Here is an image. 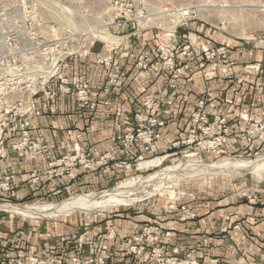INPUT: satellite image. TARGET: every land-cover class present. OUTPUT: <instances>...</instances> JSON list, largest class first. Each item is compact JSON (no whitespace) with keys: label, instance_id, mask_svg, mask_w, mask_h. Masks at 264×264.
<instances>
[{"label":"built area","instance_id":"1","mask_svg":"<svg viewBox=\"0 0 264 264\" xmlns=\"http://www.w3.org/2000/svg\"><path fill=\"white\" fill-rule=\"evenodd\" d=\"M110 10L113 15L112 26L135 30L132 34L122 36L123 41L132 36L142 38L144 34L150 33L153 48H142L139 51L135 68L146 75H152L159 65L171 76L166 82L171 90L170 98L160 101L150 94L144 96L142 103L133 112L131 128L121 138L120 150L102 153L96 157L80 152L78 143L75 142L73 153L48 161V145L35 140L31 133V119L36 112L35 99L42 97L50 103L58 93L73 94L79 108L88 107L97 95V90L89 84L86 71L77 73L75 85L67 77L66 71L72 58L87 56L90 48L84 51L79 41L52 40L37 34L34 26L30 29L25 27L24 29H29V32L15 35L13 38L15 50L9 54H0V195L11 199L18 197L16 190L18 175L5 172L1 164L8 158L7 146L21 158L28 157L33 161L46 160L47 168L43 173L35 169L30 174L31 180L38 185L43 174L47 175L48 181L65 175L68 182L73 183L86 174L101 176L110 172L112 167L129 168L145 158L154 157L158 153V143L162 138L161 130L165 126V122L160 118L163 104L172 105L173 99L177 96L178 85L171 78L183 76L188 72L191 69L192 57L209 63L214 68L234 66L240 59L241 52L238 48L234 50L233 47L224 44L207 47L197 34L188 30L190 24L202 21L220 32H225L224 29L228 25L243 27L247 18L253 16L257 29L264 32V0H200L199 3L188 7L167 9L164 15L175 26L172 29L169 26L166 28L149 26L160 14L138 16L131 2L112 0ZM202 16L207 21L202 20ZM208 21H218L219 25L209 24ZM237 39L254 44L258 49L254 52L260 58L258 64L264 60L263 34ZM9 42L10 40H0V45L8 47ZM97 42L101 43L102 47L96 53V62L110 70L105 90L122 87L127 80L118 57L122 42L108 46L102 41L93 40L91 46H95ZM259 68L260 65L256 64L244 66L249 74H254ZM207 107L217 109L214 104L204 99L194 104L190 115L192 127L188 139L173 142L174 150L167 156L177 155L181 145L190 146L191 149L195 142L220 154H226L228 149L234 148L242 140H260L264 143V103L250 122L249 119H245L249 122L247 126L231 120L223 112L211 117L206 110ZM69 133L72 140H80V135H75L71 131ZM243 197L247 198L250 204L256 203V196L244 194ZM182 214L183 220L196 217V214L186 206L182 207ZM163 235L161 226H147L141 234L128 240V254L141 255L151 246H155ZM166 235L169 236L170 233ZM107 252L108 248L104 247L101 252L91 251L85 254L80 244L74 252L58 254L51 251L42 255H32L28 260L9 259L1 264H107ZM151 255L156 258L157 264H197L191 260L184 262L176 256H165L159 247L153 248ZM248 264H264V258L259 263L249 259Z\"/></svg>","mask_w":264,"mask_h":264},{"label":"crops","instance_id":"2","mask_svg":"<svg viewBox=\"0 0 264 264\" xmlns=\"http://www.w3.org/2000/svg\"><path fill=\"white\" fill-rule=\"evenodd\" d=\"M189 31L197 34L207 47L224 44L240 49V59L234 66L214 68L192 57L191 69L183 76L171 78L178 85V91L172 105L163 104L160 113L165 126L158 143L159 153L169 152L173 142L187 137L191 127L190 115L194 104L200 99L217 108L207 107L211 117L223 112L242 126L247 125L245 119L254 118L264 103V60L258 64L260 58L248 46L232 41L207 25L194 22L190 24ZM101 47V43L91 46L87 56L72 58L66 71L73 85L77 82V73L86 71L89 84L97 90V95L88 107L79 108L73 94L58 93L50 103L42 97L35 99L36 112L31 119V133L35 140L48 145V161L73 153L75 142L80 152L96 157L120 150L121 137L131 127L133 112L144 96L150 94L160 101L170 98L171 90L166 82L171 76L159 65L152 75L135 68L139 51L153 48L149 33L142 38L132 36L122 42L118 57L127 80L120 88L105 90L110 70L96 62V53ZM246 64L260 65V68L254 74H249L244 69ZM70 131L80 135V140H72ZM246 149L264 150V143L260 140H242L233 151L238 153ZM7 152V160L1 164L5 172L18 175L16 190L18 196L23 198L56 190L58 193L61 190L80 189L85 185L100 187L123 172L112 167L110 172L101 176L86 174L73 183H69L65 175L48 181L47 175L43 174L38 185L31 180L30 174L35 169L43 173L47 168L46 160L21 158L9 146ZM249 188L247 182H232L227 178L209 180L194 187L188 201L191 209L197 213L196 220L179 221L180 210L177 206L156 217L172 231V238L163 241L168 251L177 249L180 255L194 258L200 264H212L213 261L220 264H246L248 258L260 261L264 257V208L251 205L241 198V193ZM259 212L263 217L255 221ZM136 222L131 221L132 226L114 232L108 238L110 242L116 240L120 246L110 248L111 253L120 250L121 242L151 220L142 218ZM51 251L67 253L60 247L52 248ZM110 260L111 264H115L114 261L118 264L119 258L114 259L113 254H110Z\"/></svg>","mask_w":264,"mask_h":264},{"label":"rangeland","instance_id":"3","mask_svg":"<svg viewBox=\"0 0 264 264\" xmlns=\"http://www.w3.org/2000/svg\"><path fill=\"white\" fill-rule=\"evenodd\" d=\"M111 2L112 0H0V40H10L8 47H1L0 45V54L12 53L15 50L13 38L18 36V34L29 32L32 26L36 28L35 32L37 34L44 35L43 37L45 38L48 37L52 40L61 39L64 42L68 40H73L72 42L79 41L84 51L90 48L93 40L105 41L98 39L99 35H106V37L111 38L109 39L110 43L107 41L104 43L116 45L123 41L124 37L122 36L132 34L135 30L129 28L120 29L112 26ZM122 2H131L135 6L138 16L141 14H160L158 15L159 18L153 19L149 26L155 28L161 26L165 28L169 26L170 28L172 26V29L175 26L164 15L165 10L176 7H188L199 3L200 0H122ZM201 19L207 21L204 16ZM247 19L243 27L237 28L236 26L228 25L224 29L225 32L215 30L232 41L242 42L251 50L257 51L258 49L255 48L254 44L237 39L253 35L257 37L262 34L264 37V32L256 27L255 17L249 16ZM196 22L213 28L202 21ZM208 23L215 26L219 25L218 21H208ZM25 27L29 29L25 30ZM181 32L183 33L184 31L181 30ZM96 33L97 35H95ZM98 44L97 42L96 45L98 46ZM233 49L236 50V48ZM249 122H247V125ZM188 137L189 132L185 139L176 141L187 140ZM199 138L204 137L199 136ZM189 147L181 145L177 155L172 156L167 155L173 152L174 149L167 153L158 152L154 157L145 158L141 162L132 164L129 168L120 169L123 172L119 173L114 180L100 187L95 188L85 185L84 188L80 189L61 190L58 193V190H56L41 196L32 195L25 198L18 196L11 199L0 195V204L13 206H29L34 203H71L87 196L110 192L112 188L123 184L130 185L128 187L129 193L133 191V193L146 192L150 195H147L146 198H140L139 201L135 200L130 204L118 205L116 208L95 210L91 214L77 211L71 215L40 217L15 216L7 212H0V250L3 251H0V264L9 259L28 260L32 255H42L45 251L50 252L52 248L60 247L65 252L70 253L74 252L80 244H82L85 254H89L91 251L98 253L103 251L104 247H107V264H111L110 254H113L114 259L119 258L118 264H157L156 258L151 255L152 249L156 247L162 249L165 256H176L184 262L191 260L200 264L194 258L180 255L177 249L168 251L163 241L172 238V231L167 229L161 220H156V217L164 214L166 210L177 206L180 210L179 221L196 220L198 217L197 213L191 209L188 201L193 188L200 186L206 181L219 178H227V180L232 182H247L250 188L241 193V198L249 203L243 195L256 196V203L251 205L264 208V150L246 149L235 153L233 148H231L227 150L226 154H220L199 146L198 142L191 145V149ZM192 160L206 165L221 164L233 167V170L222 172V174L220 171L208 172L183 164ZM151 161H156L157 163L144 166L145 163ZM254 163L261 164L256 167ZM246 171L247 173H244ZM141 180L142 184L140 183ZM183 206L190 208L196 214V217L191 220H183ZM262 217V213L259 212L255 217V221H260ZM142 218L151 220V222L143 224L139 231L131 234L124 242L120 243V250L112 251L111 253L110 248H119L120 246L116 240L110 242L108 238L114 232L123 231L125 228L132 226L131 221L134 223L142 220ZM147 226H161L164 232L163 237L158 243L154 244L155 246H151L149 250H146L141 255H129L127 251L128 240L141 234L142 230ZM168 232L170 233L169 236L166 235ZM34 250H36L35 253H30ZM263 258L260 261L250 260L259 263L263 261ZM248 260L249 258L246 259V264H248ZM114 262L116 264V261ZM212 264L220 263L213 261Z\"/></svg>","mask_w":264,"mask_h":264},{"label":"bare ground","instance_id":"4","mask_svg":"<svg viewBox=\"0 0 264 264\" xmlns=\"http://www.w3.org/2000/svg\"><path fill=\"white\" fill-rule=\"evenodd\" d=\"M171 27L172 26H170V28ZM91 33H92V31H91ZM95 35H97V33ZM97 38L105 40V41H107L109 43L111 42V41H109V39H111V38L106 37V35L105 36L99 35ZM107 45L108 46H112V44H107ZM236 162H238V161H236ZM236 162H234V163H236ZM155 163H157V162L156 161L147 162V163L144 164V166H149V165L155 164ZM262 163H263V161H262ZM183 164L184 165H188V166L190 165V166H193V167H197L200 170H205V171H208V172H213V171H218L219 172L220 171L221 173L222 172L224 173V172H228V171H232L233 170L232 169L233 167L231 168L229 166H225V165H221V164H218V165L217 164H215V165H206V164L198 163V161H196V160H192V161H189V162L183 163ZM260 164L256 163L255 166L257 167ZM251 167H252V165H251ZM248 168H250V167H248ZM185 170H187V169H185ZM240 171H241V169H240ZM243 171H244V169H243ZM251 171H253V170H251ZM248 172H249V170H248ZM263 172H264V169H263ZM197 173H199V172H197ZM244 173H247V171L244 172ZM199 174H202V173H199ZM261 174H263V173H261ZM140 183L142 184V180H141ZM135 184H137V183H135ZM129 186H130L129 184H123V185H120V186L112 188L110 192L100 193V194H96V195H92V196H87V197L79 199V200H77L75 202L65 203V204H40V203H34L32 205H29V206H13V205L0 204V212H7V213L15 215V216H40V217L41 216H46V217L47 216H52V217L54 216L55 217V216H58V215H71V214L76 213L77 211L85 212V214H91L95 210L112 209L114 207L116 208V206L121 205V204H130V203H132L135 200L139 201L140 198H144V197L146 198V196L149 195V193H146V192L133 193L134 191L132 192L131 190H129V191H131L132 193H129L128 192V187Z\"/></svg>","mask_w":264,"mask_h":264}]
</instances>
